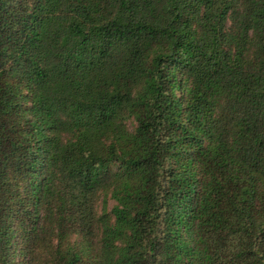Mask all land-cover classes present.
Masks as SVG:
<instances>
[{
  "label": "trees",
  "instance_id": "16d2710c",
  "mask_svg": "<svg viewBox=\"0 0 264 264\" xmlns=\"http://www.w3.org/2000/svg\"><path fill=\"white\" fill-rule=\"evenodd\" d=\"M0 264H264V0H0Z\"/></svg>",
  "mask_w": 264,
  "mask_h": 264
},
{
  "label": "rangeland",
  "instance_id": "374dc122",
  "mask_svg": "<svg viewBox=\"0 0 264 264\" xmlns=\"http://www.w3.org/2000/svg\"><path fill=\"white\" fill-rule=\"evenodd\" d=\"M134 124H132V126L129 127L130 130H133ZM114 205V202L112 200L108 201V210L111 209V207Z\"/></svg>",
  "mask_w": 264,
  "mask_h": 264
}]
</instances>
